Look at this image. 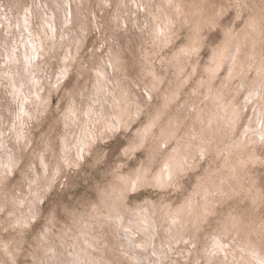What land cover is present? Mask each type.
Wrapping results in <instances>:
<instances>
[{"label":"clouds","instance_id":"obj_1","mask_svg":"<svg viewBox=\"0 0 264 264\" xmlns=\"http://www.w3.org/2000/svg\"><path fill=\"white\" fill-rule=\"evenodd\" d=\"M31 6L0 45V264H140L158 237L153 264H264V0Z\"/></svg>","mask_w":264,"mask_h":264},{"label":"rangeland","instance_id":"obj_2","mask_svg":"<svg viewBox=\"0 0 264 264\" xmlns=\"http://www.w3.org/2000/svg\"><path fill=\"white\" fill-rule=\"evenodd\" d=\"M51 7V6H50ZM0 45H7L9 48L12 47L14 41H19L21 34L27 36V31H33L35 25L33 24L32 17L37 13V9L31 6V0H0ZM43 13H41L42 15ZM27 29V31H26ZM9 31L11 35H5V31ZM19 52L22 53L27 50L28 46L21 47L19 44L16 45ZM19 55V53H18ZM211 71H217L224 75L223 68L212 69ZM188 83L191 84L192 80L189 79ZM10 89H0V102L4 104L7 109L6 116L10 113L12 116L15 115V105L12 103V98L9 95ZM145 99H150V94L145 95ZM168 101L174 103L173 97L168 96ZM55 103V100L53 101ZM105 242L111 248L112 253L118 255L121 248H127L128 243L124 238V233L118 229L115 225H106L103 229ZM167 242L162 238L158 237L153 240L152 246L147 250L141 251L136 250V256L140 261V264H153V261L161 255L162 249L166 251ZM185 245L177 244L174 251L171 253L170 259L179 261L180 253L184 250ZM155 251L157 256H153L152 252ZM111 259V256H108ZM164 264H168L164 261Z\"/></svg>","mask_w":264,"mask_h":264}]
</instances>
